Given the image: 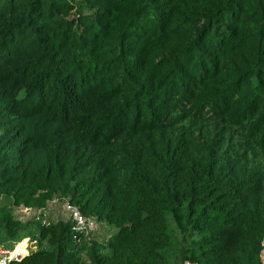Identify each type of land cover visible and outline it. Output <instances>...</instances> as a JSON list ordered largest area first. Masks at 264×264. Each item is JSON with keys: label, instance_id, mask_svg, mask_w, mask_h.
Returning a JSON list of instances; mask_svg holds the SVG:
<instances>
[{"label": "trees", "instance_id": "16d2710c", "mask_svg": "<svg viewBox=\"0 0 264 264\" xmlns=\"http://www.w3.org/2000/svg\"><path fill=\"white\" fill-rule=\"evenodd\" d=\"M54 198L110 236L17 214ZM25 239L11 264H262L264 0H0V249Z\"/></svg>", "mask_w": 264, "mask_h": 264}, {"label": "built area", "instance_id": "2783aa9c", "mask_svg": "<svg viewBox=\"0 0 264 264\" xmlns=\"http://www.w3.org/2000/svg\"><path fill=\"white\" fill-rule=\"evenodd\" d=\"M50 206H60L62 208L67 219L71 222L72 231L76 234L90 237L95 233V221L84 217L77 207L73 206L67 199L64 198H54L47 204L46 208L41 210L33 211L29 208H21L17 211V213L22 216L34 214L38 219V216L40 215L45 216L47 208ZM20 243L14 245L11 249H0V264L19 263L28 255L26 251L29 248L28 242L25 243V251H22V249H15V247ZM261 262L264 264V246L261 254Z\"/></svg>", "mask_w": 264, "mask_h": 264}, {"label": "rangeland", "instance_id": "374dc122", "mask_svg": "<svg viewBox=\"0 0 264 264\" xmlns=\"http://www.w3.org/2000/svg\"><path fill=\"white\" fill-rule=\"evenodd\" d=\"M18 214V213H17ZM22 216V215H21ZM44 219L48 222H56L59 220H66V214L64 213V211L62 210V208L60 206H53V207H48L47 211L45 213ZM110 236V232H108V230L102 229L99 225L96 224V230L95 233L93 234V238L97 239V240H102L107 239ZM28 242L26 239L21 241V243L15 247L16 250L22 249V251H25V243ZM21 244H24V246H21ZM29 244V243H28ZM35 248L29 246V248L26 250L27 254H29L31 251H34Z\"/></svg>", "mask_w": 264, "mask_h": 264}]
</instances>
